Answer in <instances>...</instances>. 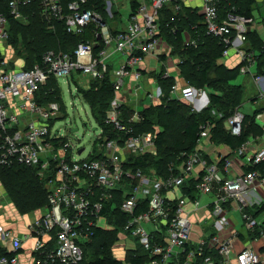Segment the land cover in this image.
<instances>
[{
    "label": "built area",
    "instance_id": "1",
    "mask_svg": "<svg viewBox=\"0 0 264 264\" xmlns=\"http://www.w3.org/2000/svg\"><path fill=\"white\" fill-rule=\"evenodd\" d=\"M101 1L102 8L91 0H8L6 6L0 0V166L35 167L45 181L48 206L30 226L37 239V264H81L84 259L81 243L93 235L105 206L112 202L114 209L119 192L123 195L120 210L129 216L123 230L149 252L147 264L263 263L264 251L257 252L249 246L236 251L233 237H221L226 220L219 215L225 211L227 202L235 200L247 227L260 226L261 222L248 209L261 202H249L247 192L255 181H264L260 168L264 165V144L251 155L255 168L233 178L222 175L231 170V160L225 158L223 165L207 163L199 150L181 154L185 161L178 174L162 176L155 170L146 173L134 169L129 156L154 153L156 135L152 131L134 133L133 124L142 119L141 113L129 111L127 115L128 102L122 92L128 76L140 81L143 76L140 66L147 55L167 64L162 56L169 57L173 46L163 34V26L169 25L163 20L166 7L173 12L169 22L176 20L184 5L198 9L204 17L206 34L219 38L223 44L222 56L235 54L240 58L241 73H252V67L259 63V53L248 46L249 32L257 29L255 15L240 14L232 6L222 16L221 0H137L136 10L131 6L126 28L113 30L110 20L121 9H128V0ZM36 10L44 20L62 23L67 33L90 38H82L72 52L50 49L29 68L16 65L7 55L9 50L15 54L9 41V16L25 22ZM172 32L176 34L177 28ZM183 35L186 46H198V39L191 37L189 31L184 30ZM114 52L124 57L123 63L113 70L114 97L105 119L115 134L101 127L98 143L83 158L86 148L76 147L60 130L54 129L62 113L60 104L51 102L42 106L37 93L52 77L69 78L78 71L97 80L104 79ZM171 76L166 68L163 77ZM254 78L264 98V72L256 73ZM179 91L184 99L206 96L205 90L192 85L181 87L176 81L170 89V98ZM148 95L162 99L165 92L158 86ZM256 117L262 120L264 139V108ZM244 119L245 114L239 110L227 119L234 135L242 133ZM211 129V124L202 125L200 138H207ZM249 143L239 148L240 154L248 151ZM198 165L203 171L195 186L196 194H215L212 209L218 218L213 225L216 233L197 240L193 238V215L200 208V201L197 196L179 194L177 188L186 186ZM189 200L195 205L192 211L185 209ZM144 224H152L151 229ZM12 235L10 231L4 232L5 237ZM261 236L264 238V229ZM52 240L55 244L50 247ZM19 241L16 239L17 247ZM0 264H20V261L17 256H2Z\"/></svg>",
    "mask_w": 264,
    "mask_h": 264
},
{
    "label": "trees",
    "instance_id": "2",
    "mask_svg": "<svg viewBox=\"0 0 264 264\" xmlns=\"http://www.w3.org/2000/svg\"><path fill=\"white\" fill-rule=\"evenodd\" d=\"M257 1L221 0L219 6L220 15L224 16L232 6H235L240 14L252 16L258 7ZM92 2L99 8L103 6L101 0H91ZM7 3L8 0H3V5L6 6ZM131 5L133 10H136L138 6L137 0H132ZM172 14L173 12L169 7H166L163 11L164 23H169V25L163 26V34L173 46L171 54L180 58V74L186 85L207 90L210 94V103L203 110L194 111L190 105L184 104L178 99L170 98V89L176 80L173 76L164 78L163 73L159 75L158 81L165 92L162 102L158 105H152L141 112L142 119L133 124L135 134L148 131L155 133L156 150L154 153L148 152L137 157L130 155L129 164L132 168L140 169L146 173L155 170L162 176L179 173L177 166L185 161L181 154L196 150L201 126L204 124H211L213 126L212 134L221 141L232 145L233 148L239 147L246 141L247 137L243 128L240 135L229 134L223 128L224 121L236 111V107L242 98V87L232 83L239 70L228 69L219 63L222 58L223 44L219 38L206 34L204 17L198 9L184 5L181 12L176 16V20L169 22ZM30 15L29 20L25 22L15 20L9 16L11 27L9 41L12 45L19 39L18 33L23 34L16 26L23 25L26 28L32 26V22L39 23L44 21V18L37 10L31 12ZM56 24L59 26L58 30L56 32L49 30V33L58 36L59 34L64 35L68 41L64 49L58 50L72 52L82 38H90L87 35L75 36L67 33L62 23L56 22ZM192 26L196 27L193 28ZM15 28L18 32L14 31L16 30ZM32 28H27V32L24 33V36H26V33L29 34L27 38L30 41L29 44H33L35 36L37 37L35 29ZM173 28H177L176 34H173ZM184 30L189 31L191 37L198 39L197 47L184 44ZM248 46L259 53V70L264 72V37L259 34L257 29L249 32ZM42 55L38 54L34 63L41 60ZM162 58L166 59V56H162ZM31 66L25 67L29 68ZM110 76V71H108L104 79L97 80L99 83L96 82L92 88L81 89L79 92L82 98L90 105L93 116L100 127H103L105 132L114 135L111 125L105 122L107 111L114 97L113 81ZM96 87L98 88L96 89ZM37 101L42 106L57 102L60 104L62 112H66L65 103L62 99V89L57 78L52 77L46 85L41 87L37 93ZM125 110L127 115L131 111L127 106ZM213 110H216V115ZM261 110H257L256 115ZM219 112L223 114L221 117L217 116ZM260 131L262 133L261 126ZM262 170L264 172V167ZM0 182L20 213L47 208L48 190L45 181L38 176L36 168L20 164L0 166ZM196 184L197 180L191 182L189 186L191 192L195 191ZM190 190H187V193ZM122 198L121 192L117 194V199L114 200V203H116L113 207L114 209H111L112 202L105 206L99 225L93 230V235L88 241L81 243L84 249V259L81 264H147L150 260L149 252L141 244L135 250H127L125 260L118 259L112 251V246L118 241L119 233L124 232V226L129 218L128 215L123 214L120 210L119 204ZM101 219L105 221V224L112 227L104 228V225L101 224ZM54 244V240L49 243L50 247H53ZM14 255V253L0 250V257L7 256L11 258Z\"/></svg>",
    "mask_w": 264,
    "mask_h": 264
},
{
    "label": "crops",
    "instance_id": "3",
    "mask_svg": "<svg viewBox=\"0 0 264 264\" xmlns=\"http://www.w3.org/2000/svg\"><path fill=\"white\" fill-rule=\"evenodd\" d=\"M131 3L132 0L131 1L128 0L129 15L131 13V6H132ZM121 11L122 9L120 10L119 13H117L115 19L110 20V25L113 30L124 29L126 28L127 22H129V16H128V21L122 20ZM183 37L185 36L183 35ZM166 57H167L166 58L167 64L165 65L160 60V58L153 55H147L140 66L143 75L140 81L139 82L136 81L133 75H130L126 78V84L122 92L123 95H125L126 103L128 102L127 107L130 108L131 111H138L141 113L148 107L152 105H158L162 102V99H152L148 94L149 92H155L157 87L161 86L158 81L159 75L163 73L166 70V68L174 77V79H176L179 85H181V87L186 86L185 80L180 74V66H179L180 58L172 54L169 57L168 56ZM151 59H156L159 64L160 62H162V69L160 71L149 68V66L153 62ZM123 61H124V57L119 53L114 52L110 56L109 71L111 75L110 76L111 80L114 79V75H113L114 68L119 67L123 63ZM13 62L16 65H19L18 61L13 60ZM219 63L223 64L228 69L239 70V72L237 71L236 73L237 74L236 77L232 80V83L241 86L242 87L241 89L243 90L240 103L236 107V111L238 110L241 111V107L243 106V102H244L245 88L243 84L235 82L238 75L241 73L240 58H238L235 54H233V56L231 57L222 56V58L219 60ZM258 65L253 66L256 69L254 74L250 73L253 76L254 84L257 86L258 89L257 94L253 97L252 102H255L258 105V107L254 110L253 113L245 114L246 119L244 121L243 130L245 135L247 136L246 141L243 142L239 147L237 146L238 148L237 147L233 148L232 145L228 144L227 142L221 141L218 137L216 138V136L212 134L213 131L211 129L210 135L207 138L201 139L199 135L198 143L196 145V150H199L202 153L203 158L207 161V163L217 162L223 165L225 158L231 160V170L229 172H223L222 174L225 178H233L237 174H243L253 169L254 166L252 164L251 155L252 153H254V150H256L258 147L264 144V139L260 131L261 122L256 117V111L264 108V98L260 96L259 86L254 78V75L256 73L261 72L259 70ZM76 73H81L83 75L84 80H82L81 82L80 80H78L76 82L74 76ZM241 74H248V73H241ZM67 79L69 80V82L71 81L76 82L78 92L81 89L92 88L95 85V83L99 81L80 71L74 72L71 75V77ZM58 81L60 82L59 79ZM97 88L98 87H96V89ZM205 92H206L205 97L195 96L193 100H190V99H184L182 97L181 91H179L178 95H176L174 99H178L184 104L190 105L191 109L194 111H201L207 106H209L210 103V96H209L210 94L206 90ZM259 100L261 103H258ZM144 101L147 102V104H144ZM139 105H143V109H139ZM65 108L67 110L66 104H65ZM213 113L216 115L217 113L216 110H213ZM222 115H223L222 112H219L217 116L221 117ZM223 128L229 134L234 135L230 131L227 120L224 121ZM247 142H250L248 144V151L243 154H240L238 151L239 148ZM263 167L264 165L260 167L261 170ZM177 168L179 169L178 172L180 173L183 170V164H180L179 166H177ZM202 171H203V167L201 165H198L194 171V174L190 176V179L186 184V186L177 188L179 194L186 193L191 198L197 196L198 197L197 199L200 201V208L195 213L196 215L195 214L193 215V219L195 222L193 238L197 240L210 238L212 235L216 233L213 225L215 219L218 218V215H215L212 209L213 208L212 203L213 200L215 199V194L213 192L208 194H196L197 192L195 191L191 192V190L189 189L191 182H193L194 180H199ZM262 188H264V181L257 180L247 192V198L249 199L248 200L249 202L251 201L261 202V204L258 203L256 205H251L248 209L261 222L259 227L255 229H250L247 227L243 219L242 213L239 209V205L235 200H230L229 202H227L225 204V211L221 215H219V217L225 218L226 220V224L220 233L221 237H225V238L233 237L234 238L233 243L236 251L242 250L245 246H249L250 248L254 249L257 252L264 251V238L261 236V230L264 229V196L262 195L264 194V190ZM183 189L188 191L190 190V192L187 193L188 191L185 192ZM5 191L6 190L2 186V183L0 182V250H4L5 252L8 253H14L18 257L20 264H37V256H38L36 252L37 239L31 234L30 226L35 222L37 218H39L42 215V213L45 211V208L38 209L36 211H32L28 213H20ZM203 198H205V202L202 204ZM194 206H195L194 202L192 200H189L185 206V209L187 211H192L194 209ZM101 224L104 225L103 226L104 228L112 227L110 225L105 224V221H103L102 219H101ZM8 230L13 233L14 237L4 238L3 233ZM16 239L20 240L19 247L16 246L15 243ZM131 249L133 248H127L126 245H123L121 243H119L118 245L117 242L115 243V245L112 246V251L114 252V255L120 260H125L127 250L131 251ZM261 264H264V262Z\"/></svg>",
    "mask_w": 264,
    "mask_h": 264
},
{
    "label": "rangeland",
    "instance_id": "4",
    "mask_svg": "<svg viewBox=\"0 0 264 264\" xmlns=\"http://www.w3.org/2000/svg\"><path fill=\"white\" fill-rule=\"evenodd\" d=\"M257 6L258 7L254 11L256 28L259 34H261V36L264 37V1L258 0ZM121 12H122L121 14L122 20L127 21V18L129 16L128 9L124 8L122 9ZM31 24L32 26H28L26 28H24L23 25L16 26L17 29L23 33L22 34L23 36L19 32L18 33L19 39L15 41V43L13 44L15 49L14 52L15 54H13L11 50H9L7 54L9 58H13V60L18 61L19 65L31 66L33 65L34 60L35 58H37L38 54L42 55L48 49L61 51L58 49L61 48L64 49L66 47V43L68 42L65 39L66 37L64 35L62 36L61 34H59L58 36L55 34L51 35V33H49L50 32L49 30L55 32L56 30H58L59 26L56 23L44 20L43 22H39V23L32 22ZM30 27H33L32 29H35V32L37 33V37H39L37 38L35 35H33L35 36V42L33 44H29L30 41H28L27 39L29 37L28 33H26L25 34L26 36H24V33L27 32V28ZM44 28H46L48 32ZM17 29L14 31L18 32ZM41 33L46 36H43ZM151 60L153 62L151 63L149 68L160 71L162 69V62H160L159 64L156 59H151ZM255 71L256 69L255 67H253L252 74H254ZM74 76L76 82L78 80H80V82L84 80L83 75L81 73H76ZM59 80L62 89V99L67 106V110L66 112H62L59 118L56 120L54 124L55 126L54 129L60 130L61 135H63L67 140L71 141L73 145H75L76 147L78 148L85 147L86 150L83 154V158H84L91 152L94 145L98 143V137L101 135V127L97 122V120L95 119V117L93 116L89 104L86 103L79 94L76 82L74 81L69 82V80L66 77H62ZM235 82L243 84L245 88L244 102H243V106L241 107L242 113L244 114L253 113L254 110L258 107V105L255 102H252L253 97L257 94V90H258L257 86L254 84L253 76L250 73L248 74L240 73L237 79L235 80ZM258 103H261L260 100L258 101ZM144 104H147V102L144 101ZM139 109H143V105H139ZM259 121L262 123V120ZM58 141H61L60 138L58 139ZM262 189L264 190V188ZM118 194H120V192ZM262 195L264 196V194ZM204 202H205V198L202 199V204ZM144 225L149 229H151L152 227V224H144ZM11 237H14V235H12ZM117 243L118 245L119 243L126 245L127 248L136 249L138 247L136 239L133 236H128V233L125 232L119 233Z\"/></svg>",
    "mask_w": 264,
    "mask_h": 264
}]
</instances>
